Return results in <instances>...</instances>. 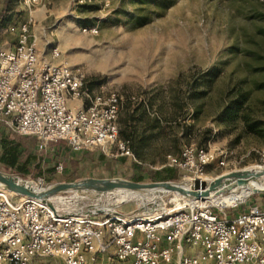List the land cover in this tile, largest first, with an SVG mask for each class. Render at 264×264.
Masks as SVG:
<instances>
[{"label": "rangeland", "instance_id": "1", "mask_svg": "<svg viewBox=\"0 0 264 264\" xmlns=\"http://www.w3.org/2000/svg\"><path fill=\"white\" fill-rule=\"evenodd\" d=\"M5 1L0 0V48L6 49L16 42L12 27L26 19L24 0H13L3 15ZM76 1L48 0L46 20L40 25L35 19L39 47L46 56L59 49L61 61L82 67L93 94L123 97L120 138L131 140L130 163L142 164L148 175L166 166L169 154L194 145L227 155L230 167L206 178L256 167L257 151L264 150V0ZM93 28L97 35L85 31ZM51 149L35 151L45 169L63 164V174L55 169L57 178L75 170L76 181L92 178L90 167L80 169V160L68 158V146L64 157L53 158ZM113 169L108 179H127L128 171ZM0 170L38 188L54 184L44 177H21L2 165ZM178 198L66 192L51 201L64 215H136L174 206ZM247 200L262 202L253 196Z\"/></svg>", "mask_w": 264, "mask_h": 264}, {"label": "built area", "instance_id": "2", "mask_svg": "<svg viewBox=\"0 0 264 264\" xmlns=\"http://www.w3.org/2000/svg\"><path fill=\"white\" fill-rule=\"evenodd\" d=\"M43 1H23L28 17L12 27L16 42L0 48V123L35 137L41 153L60 141L73 152L132 157L130 141L120 138L123 97L93 94L82 67L61 61L59 49L50 56L41 51L33 12ZM70 100L86 103L72 110ZM257 155L256 167L264 168V150ZM229 165L225 152L194 145L169 154L166 164L185 181ZM56 168L64 173L63 164ZM233 195L215 203L178 198L174 206L136 215H64L0 188V264H264V203H249L252 194L227 201Z\"/></svg>", "mask_w": 264, "mask_h": 264}, {"label": "water", "instance_id": "3", "mask_svg": "<svg viewBox=\"0 0 264 264\" xmlns=\"http://www.w3.org/2000/svg\"><path fill=\"white\" fill-rule=\"evenodd\" d=\"M0 188L16 195L41 200L56 210L52 199L66 192L83 195H114L115 193L174 194L188 201H216L230 194L248 190L251 194H264V168L251 167L233 170L215 178H194L191 181L135 182L124 178H85L75 182H59L45 188L23 181L0 170ZM57 211V210H56ZM98 212H104L98 210ZM96 213V212H93ZM84 213H76L79 215ZM97 214V213H96Z\"/></svg>", "mask_w": 264, "mask_h": 264}, {"label": "trees", "instance_id": "4", "mask_svg": "<svg viewBox=\"0 0 264 264\" xmlns=\"http://www.w3.org/2000/svg\"><path fill=\"white\" fill-rule=\"evenodd\" d=\"M13 0H6L3 15H6L11 10V3ZM251 131H254L255 126L249 125ZM128 141L130 139H126ZM57 144L61 145L62 150L55 148ZM52 157H64L66 155L65 148H67L66 142L53 143L51 144ZM132 146V143H131ZM37 139L35 137L22 136L15 133L12 129L6 125L0 123V165L4 166L7 170H11L15 174L21 177H30L33 180L44 177L49 183H56L62 181H76L80 179L77 172H73L67 178H57L55 175V166L52 168L45 169L42 157H40L36 151ZM69 148V146H68ZM70 149V148H69ZM179 153L177 156H179ZM105 158V157H102ZM127 158H121V161L125 163ZM76 166V164H75ZM65 168V167H64ZM131 173L128 174L127 179L135 182H160V181H180L182 180L183 173L177 168L164 166L160 169H155L153 173L147 175L146 167L142 164L131 162L130 167ZM65 172V169H64ZM254 198H260L264 203V194H253Z\"/></svg>", "mask_w": 264, "mask_h": 264}, {"label": "crops", "instance_id": "5", "mask_svg": "<svg viewBox=\"0 0 264 264\" xmlns=\"http://www.w3.org/2000/svg\"><path fill=\"white\" fill-rule=\"evenodd\" d=\"M48 0L45 2H42L40 5H38L33 12L35 19L40 23H43L46 18L48 17ZM25 19L28 17V10L23 5ZM86 102L84 100H70L69 101V107L72 110H78L84 106ZM52 146V145H51ZM68 146V145H67ZM56 149L59 148V150H62L61 145L57 144L54 146ZM50 148V147H49ZM69 149V148H68ZM69 159L72 158L73 160H80V169H83L84 167H90L91 170V177L92 178H108L109 175H111L112 172H114L113 168H116L118 172H129L131 173L130 167V159L127 158L126 162L123 163L121 161V158H109L108 156H105V158H102L103 155L101 150H95V151H86V152H73L71 149H69ZM173 155V154H172ZM110 164V165H109ZM109 166L111 168H109ZM218 168L215 166L209 167V174L214 175L218 172ZM110 172V173H109ZM110 177V176H109Z\"/></svg>", "mask_w": 264, "mask_h": 264}, {"label": "bare ground", "instance_id": "6", "mask_svg": "<svg viewBox=\"0 0 264 264\" xmlns=\"http://www.w3.org/2000/svg\"><path fill=\"white\" fill-rule=\"evenodd\" d=\"M249 194H251L249 191L243 190V191H241L239 193L234 194L233 197L229 198V200H227V201H229V202H236V201H240V200L242 201V199L247 197ZM212 202H214V203L215 202H225V200L222 199V200H216V201H212Z\"/></svg>", "mask_w": 264, "mask_h": 264}]
</instances>
